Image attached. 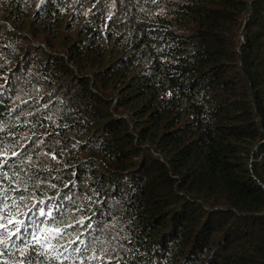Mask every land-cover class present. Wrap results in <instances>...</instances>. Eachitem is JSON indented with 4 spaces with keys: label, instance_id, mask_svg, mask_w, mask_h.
<instances>
[{
    "label": "trees",
    "instance_id": "16d2710c",
    "mask_svg": "<svg viewBox=\"0 0 264 264\" xmlns=\"http://www.w3.org/2000/svg\"><path fill=\"white\" fill-rule=\"evenodd\" d=\"M106 1L0 0V261L264 264V0Z\"/></svg>",
    "mask_w": 264,
    "mask_h": 264
},
{
    "label": "snow or ice",
    "instance_id": "6c2138e0",
    "mask_svg": "<svg viewBox=\"0 0 264 264\" xmlns=\"http://www.w3.org/2000/svg\"><path fill=\"white\" fill-rule=\"evenodd\" d=\"M12 156H17L18 153L12 152ZM0 157H5V159L0 162V169H3V167L8 163V160L6 159L8 157V151L6 149L0 150ZM15 176V173L13 174ZM4 180H12V177L8 176V173L6 171H0V182ZM19 187V185H17ZM9 190L14 191L15 189H9L0 187V257L4 255L5 251H11L9 249V243L12 241L13 237H19V234L21 233L20 225L24 223L23 220L18 219V215L20 214V210L18 206L16 205V201L13 200L11 207H16V212H12L10 210V205L3 202V199H6L5 193H7ZM21 200L24 198L21 197ZM9 226H12L10 228ZM14 229V230H13ZM47 235L43 236V238L40 235H37L33 233L31 235V240L23 241L24 247L17 249L19 251L20 256L23 257L26 255L29 248H32L35 245H40L41 247H46L47 249H52L53 255L51 256V259L59 260L60 255L55 254V248L50 244L47 243L53 235H58L61 231L60 229H44L43 230ZM76 251H79V249H76ZM66 259V257H65ZM90 259H99L98 257H90ZM0 264H8L6 260L0 261ZM18 264H25L24 260H20ZM28 264H31V261L28 262Z\"/></svg>",
    "mask_w": 264,
    "mask_h": 264
},
{
    "label": "rangeland",
    "instance_id": "374dc122",
    "mask_svg": "<svg viewBox=\"0 0 264 264\" xmlns=\"http://www.w3.org/2000/svg\"><path fill=\"white\" fill-rule=\"evenodd\" d=\"M114 2H115V0H107V1H106V3H107V7H108L107 15H108L109 17H111L112 14H113V7H112V5L114 4ZM111 7H112V8H111ZM44 44H45V42H44ZM45 45H46V44H45ZM30 76H32V73H31Z\"/></svg>",
    "mask_w": 264,
    "mask_h": 264
},
{
    "label": "water",
    "instance_id": "95a60500",
    "mask_svg": "<svg viewBox=\"0 0 264 264\" xmlns=\"http://www.w3.org/2000/svg\"><path fill=\"white\" fill-rule=\"evenodd\" d=\"M244 28H245V26H243V28H242V30H241V35H242V33H243ZM240 49H241V48L239 47V50H240Z\"/></svg>",
    "mask_w": 264,
    "mask_h": 264
}]
</instances>
